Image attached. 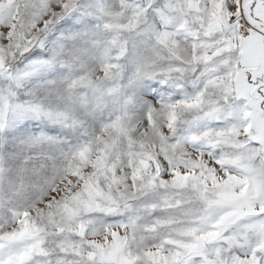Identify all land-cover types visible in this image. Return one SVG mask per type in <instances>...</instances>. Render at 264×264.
Returning <instances> with one entry per match:
<instances>
[{"label": "snow or ice", "instance_id": "obj_1", "mask_svg": "<svg viewBox=\"0 0 264 264\" xmlns=\"http://www.w3.org/2000/svg\"><path fill=\"white\" fill-rule=\"evenodd\" d=\"M0 264H264V0H0Z\"/></svg>", "mask_w": 264, "mask_h": 264}]
</instances>
